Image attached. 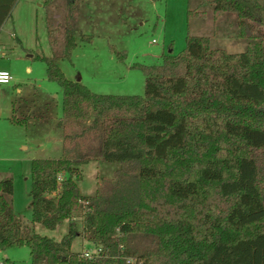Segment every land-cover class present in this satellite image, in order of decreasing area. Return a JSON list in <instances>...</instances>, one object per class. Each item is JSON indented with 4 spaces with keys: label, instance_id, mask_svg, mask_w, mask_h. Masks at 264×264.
Returning <instances> with one entry per match:
<instances>
[{
    "label": "trees",
    "instance_id": "1",
    "mask_svg": "<svg viewBox=\"0 0 264 264\" xmlns=\"http://www.w3.org/2000/svg\"><path fill=\"white\" fill-rule=\"evenodd\" d=\"M57 1L44 2L54 19ZM82 1L64 0L63 21L47 23L54 50L64 32L66 52L35 54L63 90L62 155L32 159L29 223L15 210L13 177L0 174V249L27 245L31 264H264V0H210L204 10L188 0V19L225 23L245 50L188 33L178 54L134 65L144 95L96 93L63 72L60 58L79 45ZM16 2L0 0V28ZM98 160L120 166L83 195L82 166ZM66 220L60 240L34 230ZM79 236L101 251H74Z\"/></svg>",
    "mask_w": 264,
    "mask_h": 264
},
{
    "label": "rangeland",
    "instance_id": "2",
    "mask_svg": "<svg viewBox=\"0 0 264 264\" xmlns=\"http://www.w3.org/2000/svg\"><path fill=\"white\" fill-rule=\"evenodd\" d=\"M209 1L192 0V7L210 9ZM44 2L17 0L0 30V70L9 71L15 78L9 84L0 85V174L13 177L15 210L26 223L32 219V159L62 155L61 143L59 150L52 141H46L43 148L32 144L35 135L49 130L55 129L59 133L55 136H62L57 123L63 116V90L58 82L47 77L46 63L35 54L50 57L55 50L57 54H64L66 36L60 33V44L54 50L47 26L48 20L54 17L52 8L44 6ZM53 12L54 20L62 22L64 0L57 1ZM187 14L188 0H83L75 32L79 45L70 58L61 57L59 65L69 79L83 82L96 93L144 95L146 77L134 65L158 64L164 54H178L187 46L188 33L209 35L212 47L230 53L245 50V42L233 30L225 32L222 17L217 19L219 24L223 23L219 27L214 18L188 19ZM85 33L93 35L92 41L82 40ZM114 48L124 52L125 57L120 58ZM54 94L57 96L53 97ZM13 114L31 118L19 124L10 119ZM119 166L102 160L83 165V179L79 182L82 194L94 195L97 175L112 177ZM80 215L81 211L77 216ZM68 227L66 220L56 229L37 223L34 230L60 240ZM88 248H93L92 244L83 236L74 240V251ZM0 264H31L30 248L21 245L5 251L0 249Z\"/></svg>",
    "mask_w": 264,
    "mask_h": 264
},
{
    "label": "crops",
    "instance_id": "3",
    "mask_svg": "<svg viewBox=\"0 0 264 264\" xmlns=\"http://www.w3.org/2000/svg\"><path fill=\"white\" fill-rule=\"evenodd\" d=\"M1 28H0V30H1ZM31 56L33 57V55H31ZM78 79H81V78L79 77ZM14 80H15V78H14ZM17 90L21 91V87H17ZM52 96L56 97L57 95L54 94ZM13 111H16V109H14ZM43 117L45 118L46 116H43ZM55 135L59 136V133L58 132L56 133L55 129H53L52 131L49 130V131L44 132V133H42L40 135L37 134V135L34 136V143H32V144H36V147L43 148V147L46 146L45 145L46 141H49V142L52 141L54 143V145H55V143H57V147H58V150H59L60 149L59 148L60 143L62 145V136L61 137H57ZM24 147L28 148L29 146L28 145H24ZM97 179H98V175H97ZM84 246H87V245L85 244Z\"/></svg>",
    "mask_w": 264,
    "mask_h": 264
},
{
    "label": "built area",
    "instance_id": "4",
    "mask_svg": "<svg viewBox=\"0 0 264 264\" xmlns=\"http://www.w3.org/2000/svg\"><path fill=\"white\" fill-rule=\"evenodd\" d=\"M14 80V76L7 70H0V84H8ZM101 251V248H88L82 250V255L86 257H93L95 253Z\"/></svg>",
    "mask_w": 264,
    "mask_h": 264
}]
</instances>
